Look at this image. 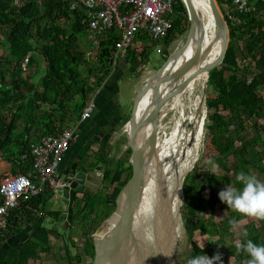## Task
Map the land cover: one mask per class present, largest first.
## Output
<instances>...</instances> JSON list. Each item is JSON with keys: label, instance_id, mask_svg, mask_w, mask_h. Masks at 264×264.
Wrapping results in <instances>:
<instances>
[{"label": "trees", "instance_id": "trees-1", "mask_svg": "<svg viewBox=\"0 0 264 264\" xmlns=\"http://www.w3.org/2000/svg\"><path fill=\"white\" fill-rule=\"evenodd\" d=\"M225 1L229 8L232 7L228 0H216L218 8ZM73 3L71 0H41L40 4L34 0H17V3L15 0H0V60L10 63L13 58L21 64L27 59L25 65L31 67L35 62L32 54H38L46 66L44 75L35 84L15 74L5 82L0 68V155L15 163L19 169L15 174L30 173V146L44 135H56L75 125L85 105L79 99L85 100L89 85L96 92L111 75L115 32L101 42L96 60L90 63L77 43L78 38L89 34L87 13ZM222 15L228 27L229 42L222 63L209 72L206 80V93L213 98L206 102L204 124L206 141L209 140L212 146L207 155L212 163L218 165L221 174L212 173L203 164L183 179V190L187 192L184 206L188 217L194 219L187 230L188 243L193 249L189 258L203 254L213 257L217 252L216 242L203 249L194 238L216 234L222 241L221 231L225 230L221 228L220 231L221 226L215 223L207 228L204 220L197 217L199 211L193 207L192 201L196 198L213 208L217 188L229 176L237 188L242 186L236 180L240 172L249 174L253 169V172L264 176V21L260 15H242L234 9ZM171 20L168 36L161 41L164 45L176 33L188 31V15L182 0H174ZM213 35L214 32L212 38ZM143 39L148 38L145 36ZM239 42L243 43L242 47L238 46ZM217 53L218 46L211 59ZM37 111H40L38 120L35 119ZM127 121L128 118L122 125ZM34 124L37 138L30 141L28 133ZM20 126H23L22 131ZM258 146H261L260 150ZM100 163L107 166L104 158ZM125 164L127 167L123 168ZM117 166L104 172V180L114 187L113 199L131 173L129 159ZM126 171V180L122 183ZM203 190H208L207 198L201 196ZM78 192L71 190V201ZM44 204L43 193L21 202L10 211L9 233L0 236V242L18 233L23 225H31L36 233L24 242L20 251L11 249L8 252L6 264H31L39 257L42 246L47 242V229L39 221L55 214L54 211H43ZM77 219L71 211L69 224L77 222ZM254 229L258 234L249 239L257 245H264V221L259 229ZM235 243L225 249L226 253L234 250L233 262L222 260V264H246L250 258L242 251L237 252Z\"/></svg>", "mask_w": 264, "mask_h": 264}, {"label": "rangeland", "instance_id": "rangeland-1", "mask_svg": "<svg viewBox=\"0 0 264 264\" xmlns=\"http://www.w3.org/2000/svg\"><path fill=\"white\" fill-rule=\"evenodd\" d=\"M219 9L221 13L224 15L227 14L228 12V8H224L221 6L219 7ZM187 32L188 31L186 30L183 34H178V33L175 34L170 40V42L166 45H164V43L162 42L159 43L149 42L147 39L142 38L143 36L142 34L136 35L135 40L129 51L131 50V52H134L136 49H140L138 52H136L138 54V57L140 58L138 60L139 63L133 62L130 71L127 70L123 73V79L119 81L120 93L116 98V103H117L116 105L119 109L120 114L125 116L124 120L127 119L128 116L130 117V111L132 109V99L135 97L136 93L140 89V88L138 89V87L142 86L143 81L147 77H149V75L154 74L157 70H159V68L165 62L167 57L185 42ZM213 32L214 30L212 31V34ZM89 36L90 33L81 38H78L77 43L80 46V48L85 52L88 61L90 63H93L95 61L93 57L95 52H94V48L92 47V43ZM238 46L242 47L243 43L239 42ZM157 50H160L161 52L158 53ZM87 53L90 54L88 55ZM32 56L35 62L33 66L26 67L27 68L26 71L22 69L21 64H17L14 61V59L11 57L10 58L12 62L10 63H7L6 60H0V68L4 73L5 82H8L11 79V76L15 74L27 82H30L32 84L37 83L38 80L44 75L46 66L41 56H39L38 54H32ZM189 74H190V70L187 72L186 77H188L187 75ZM204 86H205V82L198 83L195 90L192 89L189 91H184L185 96L179 94L175 98H173L175 100V105L172 107V110L171 109L167 110L168 111L167 115L159 123V125L162 124V126L165 127L163 131L165 135L160 134L162 137L160 139L161 140L160 144L163 150L165 151V153L169 156L172 163L176 165V162H178L179 159H181L182 150L185 151L188 155L187 157L184 156L181 161L185 163L188 168L185 165L181 166L177 176H175V181H176L175 190L173 185L169 190L172 196L171 199L173 201L172 206L175 209L172 211L173 214L172 227L174 233V241H173V249L171 251L170 257L167 259L166 264H186L187 260L190 257V254L193 251L191 245L188 243L187 230H189V223L190 222L192 223L194 219L188 217L187 208H185L184 206V202L186 200L185 197L187 195V192L183 190V186H182L184 177L203 164H204V168L210 169L212 173L221 174V171H219L218 169L215 172L212 171V159L207 155V150L211 149L212 146L209 140L206 141L205 133H204V124L206 121V102L212 99L213 97L212 95L207 94L206 92L204 93ZM90 87L91 85H89L88 87L85 100H83L82 98L79 99L80 103L87 102L89 99H92L94 97L96 92L90 89ZM40 111L35 112L36 120H38L37 117ZM6 115L7 117H9L8 114ZM254 121L255 119L252 120V122ZM122 122L123 120H121V123H119L116 126L117 130L113 133L114 135L110 140V142H112L113 144L112 147H110V152H108V154L106 155V157L108 158L106 160V165L108 168L109 167L113 169L118 168L117 165L120 162L122 163V161L123 162L127 161L129 158V154L125 147L126 146L125 137L122 133L123 131ZM77 123H75V125H73L72 127H76ZM173 126L178 134V137L176 139L177 140L176 143H178V145L175 151H173L172 149V144H174V138L168 137L169 141H167V139L164 138V136L167 135L169 136ZM34 128H35V124L33 125V129ZM198 128H200V131L202 130V132L200 136L196 137ZM22 129L23 126H20V131H22ZM182 138H184L185 141H182ZM164 141L165 143H163ZM257 149L260 150L261 146H258ZM255 150H252V152L254 153ZM3 164H4L3 169L0 171V179L4 178L9 173L8 170L5 169L7 166L5 165V163ZM125 166L127 167V164L124 165L123 168H126ZM249 174H254L259 180L264 181V176L258 174V172H253V169H250ZM224 175L226 176L227 174ZM126 176H127L126 173L123 174L122 183L125 182ZM229 178L231 177L229 176ZM229 178L228 180L225 181L224 184L218 186L215 195L216 199L214 200L215 202H213L214 203L213 208L207 206V203L196 200V198L192 201L193 203L192 205L193 207H197L199 211L197 217L204 220L207 228H210L211 225L215 223L216 225L221 226L220 231L222 230L221 228L225 229L223 230V232L221 231V233L223 234L222 241H220L217 238V235L215 234L201 238H194L196 244L204 249L207 248V246H209L211 242H216V251L220 252V254L222 255V260L233 262L234 258L232 257L233 255L232 253H234V250L232 252L226 253L225 252L226 247H228L232 243H235L238 240L246 242L249 238L257 235L258 233L255 230L256 228L254 229V227H257V229H259L263 225V221H256L249 219L246 224L238 225L235 228L232 227L230 221L233 219L238 221L241 219V217L236 212L232 211L231 209H228V206L225 203H222L218 198V193L221 190H223L225 187L233 185L231 183V180H229ZM96 179L97 181H100V178H96ZM61 180H65V177L61 176ZM57 193L60 194L61 192H57ZM208 195H209L208 190H203L201 192V196H203L204 198H207ZM96 198L97 200H100V203H102V206L99 209L100 210L99 221H100V226L102 227L111 219L108 218L104 220V218L107 217V215L112 212L113 207L112 205L109 204H103L106 199V197L103 194V190L98 191V195ZM67 205L68 202H65L64 199L54 200L51 198L50 194H46L43 211L61 212V210L64 211L66 210ZM203 206L205 207V209H203ZM102 211H105L106 214L103 215ZM39 222L41 223V226H43V228L45 227L47 229H51V228L53 229L54 227L53 225L54 221L50 217H46L43 221H39ZM57 231L58 233L63 234V231H61L59 228ZM74 231L75 229H71L69 231L66 230L65 232L66 235L63 237L66 240L65 242L66 248L68 252H70V254H75V252L73 249L74 246L72 247L70 245L71 243L68 237L70 238L76 237L75 238L76 245H79L81 241L80 238H78L79 236H77L76 232ZM245 231L248 233L247 237L243 235V232ZM91 232L92 231L90 230L89 233ZM262 236H264V232L262 233ZM47 247H48V243L46 242L42 246L41 251L46 249ZM80 252L81 251L78 252L76 250V253L78 255ZM40 254L38 256H40ZM41 260H43V257L41 258ZM44 264L47 263L44 262Z\"/></svg>", "mask_w": 264, "mask_h": 264}, {"label": "water", "instance_id": "water-1", "mask_svg": "<svg viewBox=\"0 0 264 264\" xmlns=\"http://www.w3.org/2000/svg\"><path fill=\"white\" fill-rule=\"evenodd\" d=\"M208 1L216 33L215 39L221 41L219 55L213 62L202 65L203 58L208 55L210 47H207V45L203 47L202 44L198 43L196 54L193 55V58L190 57L186 60L187 64L182 63L172 71L167 70L166 66L172 57L182 56L192 41L197 42L199 31L204 30L206 40L203 18L199 16L192 0H182L189 21L185 42L167 57L159 70L143 81L140 90L132 99L130 117L123 126L122 131L126 148L130 152V178L116 197L115 211L112 218L93 234L94 257L92 264H127L129 251L136 243V215L143 200V185L148 165L157 153V129L160 121L167 113L164 114V112L169 109L173 98L183 93L196 76L205 73L208 79L209 72L217 68L223 61L229 42L228 27L215 0ZM75 3L77 4V2ZM195 66L194 73L186 77L187 72ZM206 84L207 81L205 82L204 93L206 92ZM165 88H167L166 93L161 91ZM151 92H154L151 103L138 115L141 101ZM148 125L151 127L150 135L139 143L137 135ZM146 150H148V153H146ZM78 176L75 175L74 179L71 177V179H67L70 182V188L74 191H80L78 185L81 184V181H79Z\"/></svg>", "mask_w": 264, "mask_h": 264}, {"label": "built area", "instance_id": "built-area-1", "mask_svg": "<svg viewBox=\"0 0 264 264\" xmlns=\"http://www.w3.org/2000/svg\"><path fill=\"white\" fill-rule=\"evenodd\" d=\"M34 1L39 3L41 0ZM228 1L242 15L256 12L255 4H261L260 14L264 20V0ZM173 2L174 0H77V4L88 12L89 38L96 51L101 42L115 32L116 40L111 51L112 67L124 57L137 34L146 36L153 43L167 38L172 25ZM26 61L24 59L21 63L23 70H27ZM98 92L99 90L96 94ZM95 106L93 98L85 102L79 121L89 119ZM76 128L71 127L56 135H44L30 146V176L22 173L7 174L0 179V236L7 229L10 211L21 202L44 192L50 194L54 200H65L63 193L72 189L67 179L61 180L58 167Z\"/></svg>", "mask_w": 264, "mask_h": 264}, {"label": "flooded vegetation", "instance_id": "flooded-vegetation-1", "mask_svg": "<svg viewBox=\"0 0 264 264\" xmlns=\"http://www.w3.org/2000/svg\"><path fill=\"white\" fill-rule=\"evenodd\" d=\"M118 112L119 109L109 108L103 110L95 106L91 117L79 121V124L76 125V131L70 141L68 150L61 160L58 173L60 176H64L65 179L70 177L74 179L75 175H79L78 179L81 184L78 187L80 191L74 200L68 202L65 211H54L55 214L50 218L54 221L55 228H46L48 247L42 251L40 250V256L31 261V264H44V262L47 264H92L94 257L93 234L97 229L103 227L100 226L99 221V209L102 203L96 198L98 191L103 190L106 197L103 204H109L113 207L112 212L104 220L112 218V213L115 211L116 199L112 198L114 187L104 180V172L108 167L100 163V159H108L106 155L110 152V147L113 144L110 140L120 122ZM128 154L130 163V152ZM125 173L127 175V171ZM96 178H100V181H97ZM71 211L77 215L78 221L69 224L68 219ZM102 214L105 215L106 212L102 211ZM58 228L63 231V234L58 233ZM71 229H75L74 232L81 240L80 244L76 245V237H68L70 245L74 246L75 254L68 252L66 240L63 238L66 235V230ZM90 230L91 233H89ZM35 233L36 230L31 228V239L35 236ZM76 250L81 251L79 255ZM42 257L43 260H41Z\"/></svg>", "mask_w": 264, "mask_h": 264}, {"label": "bare ground", "instance_id": "bare-ground-1", "mask_svg": "<svg viewBox=\"0 0 264 264\" xmlns=\"http://www.w3.org/2000/svg\"><path fill=\"white\" fill-rule=\"evenodd\" d=\"M192 2L195 6V9L198 11L199 16L202 17L204 20L206 40L204 38V30L199 31V33L197 34V42L192 41L182 56H174L169 60L168 65L166 66L167 70L169 71L176 69L182 63L187 64L188 62H186V60L190 57L193 58V55L196 54V48L198 43L202 44L203 47L209 43L213 30V38L211 40V43L207 45V47H210V50L208 52V55L204 56L202 65H206L208 63L213 62L215 59H217L219 55L221 49V41L215 39L216 33L211 18L209 1L192 0ZM217 46L218 53L216 57L211 59ZM195 70L196 66L192 67L190 70V74L187 76L189 77L190 75H192ZM205 79H207V75L205 73H200L193 79V81L190 82L185 91H189L192 89L195 90L198 83L206 82ZM166 89L167 88L161 89V91H165L166 93ZM156 91L158 92V90ZM153 94L154 92H151L143 98L139 105L138 115H140L144 108H146L151 103L150 101ZM180 95L185 96L184 92ZM174 105L175 100L173 99L172 103L169 105V109L172 110V107ZM166 112L168 113V111L166 110L164 114ZM150 128V125H148L147 128L142 129L138 133L137 140L139 143H141L146 137H148V135H150ZM164 129L165 127L162 126V124L159 125L157 129V153L148 165V171L145 176L143 185V200L140 205V209L138 210V213L136 215V243L134 246L131 247L129 251L127 264H165L167 262V259L170 257L171 251L173 249L174 233L172 227V211L175 209L172 206L173 201L171 199L172 196L169 190L172 185L174 186L175 190V176H177L181 166H186V164L181 161L184 156L187 157L188 155L185 151L181 149V159L176 162V165L172 163L169 156L165 153L160 144V139L162 138L160 134L165 135V133L163 132ZM201 132L202 130L200 131V128H198L196 137L200 136ZM168 137L174 138V144H172V149L173 151H175L178 145V143H176L178 134L174 126L169 136H164L167 141H169ZM182 141H185V139L182 138ZM163 143H165V141ZM146 153H148V150H146Z\"/></svg>", "mask_w": 264, "mask_h": 264}, {"label": "clouds", "instance_id": "clouds-1", "mask_svg": "<svg viewBox=\"0 0 264 264\" xmlns=\"http://www.w3.org/2000/svg\"><path fill=\"white\" fill-rule=\"evenodd\" d=\"M217 168L218 165L212 163V171L215 172ZM236 180L242 185L240 188L230 185L218 193L219 200L241 217L238 221H230L232 227L246 224L249 219L264 221V181L244 172H240ZM243 235L247 237L248 233L245 231ZM235 247L237 252L242 251L250 257L246 264H264V245H257L249 239L246 243L236 241ZM186 264H222V255L219 251L211 258L204 254L196 255L189 258Z\"/></svg>", "mask_w": 264, "mask_h": 264}, {"label": "crops", "instance_id": "crops-1", "mask_svg": "<svg viewBox=\"0 0 264 264\" xmlns=\"http://www.w3.org/2000/svg\"><path fill=\"white\" fill-rule=\"evenodd\" d=\"M71 1L74 2L73 5H75V6L78 5L75 3V2H77V0H71ZM40 3H41V1L38 4H40ZM222 6L224 8H228V11L229 10L232 11L233 9L235 10V8H234V6H232V4H231L232 7L229 8V6L227 5V2H224L222 4ZM255 7H257V11L253 12V14H257V15L261 16L260 12L262 11V5L259 3H256ZM86 13H87V18H88V12L86 11ZM249 14H252V13H249ZM171 22H172V20H171ZM237 23L239 24V20L237 21ZM112 35H113V33H112ZM143 37H145V36L143 35L142 38ZM139 50L140 49H136L134 52H131V50L130 51L128 50L125 53L124 57H122L121 59H119L117 61V64L114 67L111 66L112 67L111 75L108 77V79L103 84V86L99 89V92L97 94L95 93V95L93 97L94 102L96 104V107L98 109H103V110H105V109L107 110L109 108L115 109V110L118 109V107L116 105L117 104L116 98L120 93L119 81L123 79V73L125 71H127V70L130 71L133 62L139 63L138 60L140 58L138 57V54L136 53ZM94 52H95V54L93 55V57L96 60L97 51L94 49ZM87 54L89 55L90 53H87ZM140 87H138V89ZM118 113L120 114V112H118ZM124 118H125V116L120 114V122L119 123H121V120L124 121ZM127 118L129 120V116ZM34 129L31 128L30 132L28 133V136L31 137V138L29 137L30 141H34L37 138L36 130H34ZM0 160H2V161H0V171L3 169V165H4L3 163H5V165L7 166L5 169L8 170V172H9L8 174H15L19 171V169L15 166V163L9 162L7 160L4 161V157L2 155H0ZM28 175L30 176L31 173H29ZM31 178H32V181L36 182L34 177H31ZM46 194H48V193L44 192V197ZM63 195L65 197V202H69L71 200V191H65L63 193ZM6 233H9L7 231V229L3 233V235L1 234V237L4 236ZM30 238H31V225H23L18 233H16L15 235H12V236H8L7 238L4 239V241L0 242V264H6V261H5L6 256L11 249H14L16 251H20L24 242H26Z\"/></svg>", "mask_w": 264, "mask_h": 264}]
</instances>
